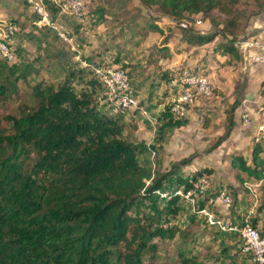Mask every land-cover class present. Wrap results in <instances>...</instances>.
I'll list each match as a JSON object with an SVG mask.
<instances>
[{
  "label": "rangeland",
  "instance_id": "1",
  "mask_svg": "<svg viewBox=\"0 0 264 264\" xmlns=\"http://www.w3.org/2000/svg\"><path fill=\"white\" fill-rule=\"evenodd\" d=\"M24 1L0 0V28L6 21L17 26L11 43L13 61L0 59V133H10L13 121L35 110V88L57 91L69 86L77 95H88L96 110L107 112L97 100L104 93L98 72L124 70L135 105L117 117L120 138L135 147L139 166L153 180L162 179V187L129 213L137 212L139 217V226L133 231L137 234L142 228L147 236L143 264H182L185 257L195 264H253L241 252L237 233L208 225L199 210L205 208L218 220L238 227L250 222L264 236V210L259 209L263 195L258 190L249 193L246 186L250 182H241L245 176L229 165L233 155L249 160L252 133L240 127L238 108L230 123L227 116L236 98L240 105L255 88L264 92L262 69L241 55L239 61L219 53L214 56V48L223 43L218 37L201 46H189L182 29L164 23L155 10L143 8L137 0H82V21L57 16L49 8L50 19L65 25L67 41L39 24L32 6ZM245 10L253 8L247 4ZM150 23L161 32L149 27ZM192 30L207 35L213 28L204 20ZM196 63L204 66V75L215 79L211 96L197 100L185 126L160 129L157 116L170 93L164 77ZM200 175L208 180L206 191L193 201L176 195L178 210L170 213V196L183 190L176 180L191 182ZM222 190L230 198L228 206L214 202ZM156 230L165 235L151 236Z\"/></svg>",
  "mask_w": 264,
  "mask_h": 264
},
{
  "label": "trees",
  "instance_id": "2",
  "mask_svg": "<svg viewBox=\"0 0 264 264\" xmlns=\"http://www.w3.org/2000/svg\"><path fill=\"white\" fill-rule=\"evenodd\" d=\"M137 1L160 18L201 16L213 30L207 35L183 30L186 43L201 46L218 37L223 43L214 56L234 61L240 60L234 42L246 39L250 17L264 10V0ZM247 4L253 10H245ZM203 67L196 63L193 70L204 74ZM173 73L164 77L169 92ZM35 90V110L13 121L10 133H0V264H143L147 236L142 228L133 231L139 217L129 213L162 187V179L153 180L139 166L135 147L120 138L121 114L99 112L88 95L69 86ZM238 107L236 98L227 110L229 123ZM157 119L160 129L187 124V118H171L166 106ZM229 165L245 176L241 182L262 181L259 209L264 210V144L254 141L249 160L233 155ZM193 181L175 183L188 190ZM177 200L173 193L170 213L177 212Z\"/></svg>",
  "mask_w": 264,
  "mask_h": 264
},
{
  "label": "built area",
  "instance_id": "3",
  "mask_svg": "<svg viewBox=\"0 0 264 264\" xmlns=\"http://www.w3.org/2000/svg\"><path fill=\"white\" fill-rule=\"evenodd\" d=\"M32 6L34 13L39 17L38 23L48 26L57 32L63 41L66 37V27L61 22L50 19L49 8L56 10L57 16L64 15L82 21L84 18V2L82 0H25ZM162 21L171 26H177L182 30L192 27H200L203 24L201 16H191L183 19L161 18ZM17 31V26L6 21L0 28V59L11 62L14 55L11 49L12 38ZM235 48L245 60L252 66L259 67L264 72V27H260L257 33L246 39H238L234 42ZM98 72V71H96ZM99 73L100 83L103 85L104 93L99 94L97 100L104 104L109 112L114 114H124L135 105L132 88L129 83L127 73L120 68L105 70ZM171 89L166 101V107L175 120L187 118L192 107L198 99H207L212 94V84L209 78L196 72L193 68H184L172 79ZM239 124L245 130L252 133L255 142L264 144V92L261 90L257 99H244L239 107ZM262 181L251 182L246 188L249 193L260 191ZM208 187V180L201 176L196 179L192 187L188 190L175 192L185 200H194L202 195ZM157 192V191H155ZM214 202L223 206H228L230 198L225 190L219 191L214 197ZM199 213L203 214L208 225H215L220 230L237 233L241 241V252L251 257L253 264H264V236L258 229L254 228L250 222H244L242 226H234L223 220H218L205 208H201Z\"/></svg>",
  "mask_w": 264,
  "mask_h": 264
},
{
  "label": "crops",
  "instance_id": "4",
  "mask_svg": "<svg viewBox=\"0 0 264 264\" xmlns=\"http://www.w3.org/2000/svg\"><path fill=\"white\" fill-rule=\"evenodd\" d=\"M260 27H264V10L262 11V13H260V14H258L256 16L250 17L249 21L247 22V27L244 30L243 36H245L246 38H247V36L252 37L254 34L257 33V30ZM209 76H210V74L208 75V78H209ZM209 80H210V82L214 83L215 79L213 78V80H212V79L209 78ZM261 80H262V78H261ZM262 81H264V72H263V80ZM259 92H260V88L259 89L255 88V90L253 91V94H251L250 92H247L246 95H250L251 94V96H249L247 98L251 99V100H255V99L258 98V96L260 94ZM243 99H245V97Z\"/></svg>",
  "mask_w": 264,
  "mask_h": 264
}]
</instances>
